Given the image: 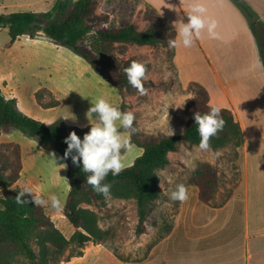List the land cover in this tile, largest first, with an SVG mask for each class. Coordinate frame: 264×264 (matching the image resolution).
Listing matches in <instances>:
<instances>
[{"label":"rangeland","instance_id":"rangeland-1","mask_svg":"<svg viewBox=\"0 0 264 264\" xmlns=\"http://www.w3.org/2000/svg\"><path fill=\"white\" fill-rule=\"evenodd\" d=\"M59 1L73 3L77 0H0V14L43 13L51 10ZM97 1V13L100 17L109 15V26L134 24L137 29L144 31L152 22L160 24L157 15L142 0ZM162 32L167 38V44H117L110 48L108 54L117 61H122L125 66H129L133 60L145 64L148 69V78L145 81L152 83L146 88L145 95H141L133 87L127 88L125 94L120 95L114 86L106 82L71 48L56 45L42 32L38 33L36 39L28 35L21 36L9 47V31L0 28V88L6 98L17 100L18 109L23 114L45 124L61 121L70 132L75 131L81 139L85 134L81 130L91 126L90 123H95L93 119L96 114H93V119L90 118L89 122L86 113L97 98L106 99L121 112H132L140 140H158L172 136L171 129L173 135H179L187 121L185 105L193 95L190 84L201 85L198 80H205L206 77V82H210L212 75L202 71L203 59L197 55L189 59L187 72L186 69L180 68L175 60L177 46L173 48L168 45L169 40L177 39V34L171 30L170 32L174 33L172 38L167 29ZM261 37L264 50V29ZM262 58L264 62V53ZM38 95L43 96V101L48 104L58 100L60 105L44 108L38 102ZM117 125L119 127V122ZM122 135L131 142L130 132H124ZM0 144L20 146L22 170L16 185L22 189L31 188L35 196L44 199L46 204L42 207L45 212L63 235L71 239L75 228L63 213L70 191L67 160L59 159L63 156L57 152L44 150L36 139L19 130L1 134ZM130 145L129 150L122 152L125 168L133 165L143 154L141 147ZM12 153V148L3 149L0 152V163L13 160ZM53 153L57 157L56 163L52 157ZM231 156L232 154L225 152L218 154L212 150L202 151L194 145L181 142L178 151L170 154V165L161 170L165 180L164 198L147 216L143 232L138 231L139 218L132 202H119L108 198L103 207L99 206V202L84 204L83 208L99 215L102 227L108 231L109 234L105 238L106 248L113 250L122 260H116V264H130L123 260H142L131 264H144L148 251L163 239L169 227L176 223L180 202L170 199L171 192L178 184L190 183L198 164H211L220 170L222 194H229L242 173V167L237 170L236 161ZM240 159L237 163L241 166L243 160L240 162ZM60 164H66L67 167L62 168ZM53 195L60 200L59 211L51 206L50 197ZM106 248L101 244L86 243L83 257H75L62 264H104ZM19 259L26 261L24 257Z\"/></svg>","mask_w":264,"mask_h":264},{"label":"trees","instance_id":"trees-1","mask_svg":"<svg viewBox=\"0 0 264 264\" xmlns=\"http://www.w3.org/2000/svg\"><path fill=\"white\" fill-rule=\"evenodd\" d=\"M232 2L246 17L262 56L264 50L261 32L264 23L244 0H232ZM98 7L97 0H77L73 3L59 1L51 10L43 13L0 14V28L9 31V47L21 36L28 35L36 39L38 33L42 32L56 45L71 48L106 82L114 86L120 95H124L125 90L131 87L124 73V69L128 66L112 58L108 54L110 48L117 44L138 46L167 44V38L162 30L167 29L172 38L174 33L170 32L168 24L154 9L150 8L157 15L160 24L152 22L146 30L141 31L134 24L122 27L109 26V15L100 17L97 13ZM151 85V82L144 81L145 88ZM189 88L192 89L193 95L185 105L187 121L179 135L165 136L158 140L153 138L140 140L135 122H133L135 131L119 129L121 133L132 134L130 144L141 147L143 154L119 175L114 176L110 172L103 183L111 185L108 198L135 204L139 218V232H143L147 216L164 198L165 180L161 170L170 165V154L178 151L181 142L196 147L199 145L200 136L194 113L205 114L210 107H213L209 103V93L203 86L192 83ZM37 98L44 108L60 105L58 100L48 104L43 101V96L38 95ZM219 109L225 126L210 139L211 150L218 154L222 152L232 154L238 170L241 166L237 161L240 159V151L244 145L242 129L232 110ZM90 127L81 131L87 133ZM12 130H19L36 139L44 150L57 152L62 156L67 148L64 139L70 133L69 128L61 121L45 124L23 114L18 109L17 100L6 98L0 88V135L8 134ZM10 148H12L13 160L0 163V264H62L70 262L72 258L83 257L86 243L101 244L106 248L105 238L109 234L108 231L102 227L99 215L83 208V205L99 202V206L103 207L107 204L108 198L97 194L92 186L86 183L88 173L82 171V163L77 166L72 163L70 157L66 159L70 191L63 213L75 228L72 238L67 239L42 206L31 202L23 205L16 203L15 197L22 189L16 185L22 170L21 149L15 144H0V152ZM193 172L188 185L196 186L199 189V199L214 208L226 204L242 180L241 173L234 188L224 196L220 170L218 171L214 165L201 163ZM26 198L31 201V194H26ZM172 227H169L167 234L172 231ZM106 249L104 264H116V260L122 261L113 250ZM151 250L148 251L147 257ZM19 257H24L26 261H21ZM140 261L123 260L126 263Z\"/></svg>","mask_w":264,"mask_h":264},{"label":"crops","instance_id":"crops-1","mask_svg":"<svg viewBox=\"0 0 264 264\" xmlns=\"http://www.w3.org/2000/svg\"><path fill=\"white\" fill-rule=\"evenodd\" d=\"M244 1L264 23V0ZM142 2L178 35L174 22H188L194 0ZM199 3L204 15L217 21L219 39L205 30L186 48L177 38L175 60L185 70L190 58L201 56L202 71L212 78L198 82L208 91L210 105L234 113L244 138L242 180L220 208L203 203L196 186L185 185L188 199L180 202L172 231L144 264H264V62L246 17L232 0Z\"/></svg>","mask_w":264,"mask_h":264},{"label":"clouds","instance_id":"clouds-1","mask_svg":"<svg viewBox=\"0 0 264 264\" xmlns=\"http://www.w3.org/2000/svg\"><path fill=\"white\" fill-rule=\"evenodd\" d=\"M206 9L194 0L191 11L188 15V22H174L177 30L179 43L184 47H191L195 40L199 39L203 31H207L210 38L219 39L216 32L217 21L206 17L204 14ZM177 25H179L177 27ZM177 39L169 40V47L177 46ZM147 66L141 62L133 60L128 67L124 69L129 85L135 88L141 95L147 93L144 87V81L147 80ZM221 109L210 107V110L201 114L194 113V120L200 136L198 148L202 151H210V139L216 136L225 126V121L220 115ZM93 114H96L93 119ZM86 117L90 122V118L95 123H90V131L85 133L81 139L75 131L69 133L64 139L67 148L63 157L59 159L66 160L69 157L74 165L80 166L82 163V171L88 173L86 183L92 186L97 194L103 195L105 198L110 196L111 185L103 183L107 175H119L124 169L125 164L122 160V152L130 149V141L120 132L119 128L125 130L133 129L135 116L132 112H121L118 107L113 106L104 98H97L92 102V106L88 109ZM119 122V127L117 125ZM171 135L173 130L171 129ZM75 153V154H74ZM56 163L57 157L52 154ZM62 168H66V164H60ZM26 194H31L32 199L29 201ZM53 209L61 210V203L57 196L50 197ZM170 199L172 201L184 202L188 199V191L184 184H178L176 189L171 192ZM17 204L33 203L42 206L46 201L33 194L31 188L21 189L15 197Z\"/></svg>","mask_w":264,"mask_h":264}]
</instances>
